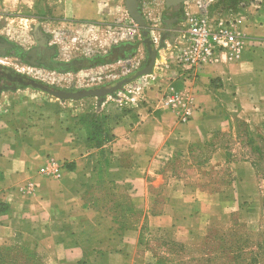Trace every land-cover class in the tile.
I'll list each match as a JSON object with an SVG mask.
<instances>
[{"label":"crops","instance_id":"obj_1","mask_svg":"<svg viewBox=\"0 0 264 264\" xmlns=\"http://www.w3.org/2000/svg\"><path fill=\"white\" fill-rule=\"evenodd\" d=\"M83 1L0 0V12L21 5L28 17L52 11L63 21H90L124 3ZM239 29L237 57L219 53L214 63L189 70L185 89L194 112L187 122L154 104L106 99L97 109L108 116L111 137L103 144L88 113L76 109L81 104H33L16 93L1 99L0 248L33 249L43 264H150L141 251L144 227L197 246L211 224L226 223L238 196L227 203L231 195L206 192L196 178L177 176L174 164L193 169L196 155L209 149L201 173L227 167L235 188L257 185L251 161H233L217 139L240 122L252 128L264 121V8ZM18 107L26 108L23 116ZM53 162L65 166L60 178L52 176Z\"/></svg>","mask_w":264,"mask_h":264},{"label":"rangeland","instance_id":"obj_2","mask_svg":"<svg viewBox=\"0 0 264 264\" xmlns=\"http://www.w3.org/2000/svg\"><path fill=\"white\" fill-rule=\"evenodd\" d=\"M126 1L100 9L99 15L106 16L103 20L63 21L52 11L28 17L21 5L19 11L0 12V100L6 102L8 95L16 93L33 104H81L76 109L88 113L95 140L108 143V116L97 110L106 99L171 110L161 104V98L185 89L191 70L185 61L191 19L233 22L240 28L243 20L264 8V0H188L179 6H169L165 0H139L138 10L145 22L141 26L129 14ZM153 55L152 73L136 79L149 67ZM124 80L130 82L112 95L80 101L59 100L33 86L73 93L109 89ZM176 82L180 86L173 85ZM16 109L19 116L26 112V108ZM246 131L264 136V121L252 128L247 123L237 125L233 134L217 139L229 145L233 161L255 160L257 185L235 188L237 177L227 167L201 173L209 149L196 155L193 169L175 163L177 176L196 178L206 192L231 195L227 203L234 201L235 194L239 200L227 208L226 223L211 224L206 240L197 246L160 230H144L141 251L150 264H264V143L255 139L250 145ZM104 189L112 192L110 185Z\"/></svg>","mask_w":264,"mask_h":264},{"label":"built area","instance_id":"obj_3","mask_svg":"<svg viewBox=\"0 0 264 264\" xmlns=\"http://www.w3.org/2000/svg\"><path fill=\"white\" fill-rule=\"evenodd\" d=\"M192 20L189 21V49L185 57L189 69L214 63L219 53H229L234 57L240 54L243 37L237 24L231 22L228 25L207 19ZM161 104L177 113L182 122L189 121L194 112L186 89L162 96ZM51 165L53 178H60L65 166H57L55 162Z\"/></svg>","mask_w":264,"mask_h":264},{"label":"water","instance_id":"obj_4","mask_svg":"<svg viewBox=\"0 0 264 264\" xmlns=\"http://www.w3.org/2000/svg\"><path fill=\"white\" fill-rule=\"evenodd\" d=\"M167 5L169 6H179L181 4H183L184 2L188 1V0H165ZM138 3L139 0H127L126 1V6H127V10L129 12V14L131 15V17L141 26L144 25V20L140 15V12L138 10ZM155 61H156V55H153L152 57V61L149 65L148 68H146L145 70H143L142 72L138 73L136 76V79L138 77L144 76V75H150L152 73L153 67L155 65ZM130 80H124L119 82L115 87L112 88H100V89H89L87 91L84 92H65V91H55V90H51L48 87L42 86V85H37L34 84L33 86L36 88L41 89L42 91L49 93L51 95H53L54 97H56L59 100H73V101H80V100H84L87 98H91V97H96L98 99L100 98H104L107 97L109 95H112L118 91H120L124 85H126L127 83H129Z\"/></svg>","mask_w":264,"mask_h":264},{"label":"trees","instance_id":"obj_5","mask_svg":"<svg viewBox=\"0 0 264 264\" xmlns=\"http://www.w3.org/2000/svg\"><path fill=\"white\" fill-rule=\"evenodd\" d=\"M240 124L245 125L246 123L245 122L238 123V125H240ZM243 133H245V135L249 138L250 141H248V142L250 145H252V142L255 141V139H260L264 143V136H262V135H259V134L255 135V134L251 133L250 131H246ZM222 137H225V136H222ZM223 145H224V142H223ZM225 145H226L225 148L227 150L231 151L228 147L229 145L228 144H225ZM252 148H255L256 152H258V151L260 152L259 147H253L252 146ZM207 159H208V155L204 159V162ZM249 161H251L254 168L257 167L255 160H249ZM201 188L203 190H205L203 187H201ZM210 227H209V229H210ZM146 229H148V228L144 227L143 231ZM209 229H208L207 233L209 232ZM205 240H206V238H205ZM16 248H18L20 250H15L11 246L1 247L0 248V264H43L33 249H30V248H27L24 246H20V245L16 246ZM260 248L263 249L262 247H260ZM256 264H258V262H256Z\"/></svg>","mask_w":264,"mask_h":264},{"label":"flooded vegetation","instance_id":"obj_6","mask_svg":"<svg viewBox=\"0 0 264 264\" xmlns=\"http://www.w3.org/2000/svg\"><path fill=\"white\" fill-rule=\"evenodd\" d=\"M146 44L149 46L150 45V42L148 41Z\"/></svg>","mask_w":264,"mask_h":264}]
</instances>
